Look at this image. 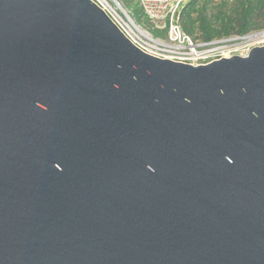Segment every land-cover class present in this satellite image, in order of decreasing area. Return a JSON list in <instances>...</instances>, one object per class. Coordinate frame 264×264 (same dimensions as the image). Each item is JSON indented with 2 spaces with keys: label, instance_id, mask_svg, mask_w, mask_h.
I'll list each match as a JSON object with an SVG mask.
<instances>
[{
  "label": "water",
  "instance_id": "95a60500",
  "mask_svg": "<svg viewBox=\"0 0 264 264\" xmlns=\"http://www.w3.org/2000/svg\"><path fill=\"white\" fill-rule=\"evenodd\" d=\"M0 264H264V46L179 63L0 0Z\"/></svg>",
  "mask_w": 264,
  "mask_h": 264
},
{
  "label": "built area",
  "instance_id": "2783aa9c",
  "mask_svg": "<svg viewBox=\"0 0 264 264\" xmlns=\"http://www.w3.org/2000/svg\"><path fill=\"white\" fill-rule=\"evenodd\" d=\"M91 1L107 14L134 46L162 60L209 64L226 57H247L252 51V48H244L242 44L246 37L239 35L208 42L187 35L180 15L192 0H136L152 32L134 22L117 0Z\"/></svg>",
  "mask_w": 264,
  "mask_h": 264
},
{
  "label": "trees",
  "instance_id": "16d2710c",
  "mask_svg": "<svg viewBox=\"0 0 264 264\" xmlns=\"http://www.w3.org/2000/svg\"><path fill=\"white\" fill-rule=\"evenodd\" d=\"M264 0H192L180 15L184 32L204 42L264 28Z\"/></svg>",
  "mask_w": 264,
  "mask_h": 264
},
{
  "label": "rangeland",
  "instance_id": "374dc122",
  "mask_svg": "<svg viewBox=\"0 0 264 264\" xmlns=\"http://www.w3.org/2000/svg\"><path fill=\"white\" fill-rule=\"evenodd\" d=\"M119 4L122 5L124 9H126L129 14L131 15V19L140 24L144 29L148 30L149 32H152V28L150 23H147V21L144 19L142 15V11L138 8L136 0H117ZM214 1H220V0H214ZM259 24L261 26L264 25V20L260 19L258 20ZM154 34V33H153ZM246 37L243 42V46L245 49H250L253 47H263L264 46V28L255 29L252 30L251 33L242 36Z\"/></svg>",
  "mask_w": 264,
  "mask_h": 264
}]
</instances>
